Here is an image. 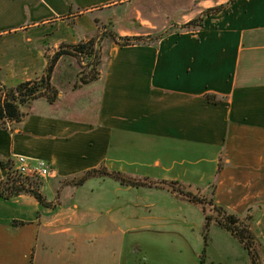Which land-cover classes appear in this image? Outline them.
I'll return each instance as SVG.
<instances>
[{"label":"crops","instance_id":"obj_1","mask_svg":"<svg viewBox=\"0 0 264 264\" xmlns=\"http://www.w3.org/2000/svg\"><path fill=\"white\" fill-rule=\"evenodd\" d=\"M228 1L0 0V84L35 79L62 44L106 26L147 37ZM106 45L110 59L89 86H99L95 103L72 104L75 92L59 89L54 104L36 100L23 122L0 128V185L17 156L54 171L42 189L52 207L0 195V264H255L206 197L212 189L214 206L247 218L264 250V0H237L203 28L156 45ZM100 169L178 182L206 204L113 178L62 184ZM206 216L214 217L208 229Z\"/></svg>","mask_w":264,"mask_h":264},{"label":"trees","instance_id":"obj_2","mask_svg":"<svg viewBox=\"0 0 264 264\" xmlns=\"http://www.w3.org/2000/svg\"><path fill=\"white\" fill-rule=\"evenodd\" d=\"M236 1L237 0H229L226 4L206 9L198 17L192 19L186 24L180 26L172 25L174 26V29L170 27L161 33L147 37H124L119 35L113 27L112 29L105 27V31H103L101 35H97L86 42L81 41L77 44H62L59 50L49 58L48 67L42 75L30 81L19 83L16 86H4L0 84V128H7L8 122H23L29 116L28 109L30 108V105L36 100L46 98L50 104H54L58 100L59 90L54 84V73L58 62L62 58L70 56L87 62L89 71L87 73H82L78 77L82 84H90L101 78L102 71L106 68L110 59L109 49H105L107 46L106 42L117 43L120 46H130L135 44L156 45L165 36L173 32H191L203 28L207 17L228 10L229 7ZM208 100L211 102L218 101L216 97L212 95H208ZM1 165L2 167H6L8 164L1 163ZM100 173L119 181L123 185L167 188L178 195L187 197L192 203L206 204L205 199H202L191 192H186L182 185L178 182H154L149 179L138 180L126 177L120 172L108 171L106 169L88 171L81 176L66 179L62 181V184L65 186L79 187L84 185L90 177ZM20 179L10 175L5 181H2L0 185L1 197L9 200L22 194H30L34 196L43 206H53L52 203L48 202L46 196L38 187L34 185V183H27L21 177ZM210 205L213 206V209L217 214L215 220L224 229L231 232L242 243H244L252 261L255 264H260V256L256 251V238L249 223L247 222V218L246 220H243L228 214L224 209L214 206L212 201L210 202ZM213 219L214 217L206 216L207 229ZM20 224L22 223L15 222L14 226H18ZM207 242L208 233L206 230L204 234L205 247H207Z\"/></svg>","mask_w":264,"mask_h":264},{"label":"rangeland","instance_id":"obj_3","mask_svg":"<svg viewBox=\"0 0 264 264\" xmlns=\"http://www.w3.org/2000/svg\"><path fill=\"white\" fill-rule=\"evenodd\" d=\"M118 14L120 15L121 13H118ZM99 26H100V30L98 32L100 33L101 32V29L103 27H105L106 25L104 23H102ZM106 27H108V26H106ZM170 27L174 29V26L170 25ZM64 58L66 59L65 60L66 62L61 64V69L57 70L55 72V75H54V84L57 87V89L58 90L60 89V90L64 91L65 93H66V91L67 92H70V90L72 89V91L75 92V93H73V95H75L76 97L75 96H72V95L71 96L68 95L69 99H67L72 104H75V103H77V104L84 103V102L89 101L90 99L91 100H94V103H95L96 102V99L98 97V94H99V86H94L93 88H89V86H90L91 83L90 84H82L79 81V77H78L82 73H87L89 71V68L87 66V62H84V61H82L80 59H76V58L69 57V56H66ZM65 71H66V73L69 71V72H71V74L74 73V72L76 74V75L75 74L71 75V79L72 80L70 79V83H71L70 85L68 83H64V78H65V74H66ZM79 93L80 94H83V95H80L79 96L78 95ZM73 97H75V98H73ZM89 97H91V98H89ZM48 103L49 102L47 101L46 98H42L41 100H39V101L36 102L35 107L38 106V105H40L39 107L44 106L45 104L48 105ZM149 159H152V157L148 158V156H145V157H140V158H134V160H138L141 163H145V161H147ZM143 171H146V170L142 169V172ZM10 175L12 177L17 178V179L18 178L20 179V177L15 172H12L11 171L10 172ZM95 176L100 177L102 179L111 178V177L106 176V175L101 174V173L100 174H97ZM124 176H126V175H124ZM92 177H94V176H92ZM126 177H129V176H126ZM141 177H142L141 178L142 180H144L146 178L143 175ZM20 181H21V179H20ZM24 181L27 182V183H29V182L30 183H34V185L36 187H38L40 189V191L45 195V193L42 191V189L45 186V183H44L43 180H35L34 179V180H29V181L24 180ZM104 186L107 188V185H104ZM109 189H111V188H109ZM96 190L97 191H102V188L98 185L96 187ZM55 194H57V193L55 192ZM58 194H59V192H58ZM119 195H121V194H119ZM195 195H197L198 197H204V196L200 195L199 193H196ZM206 198L209 201V203H210V201H212V198H213V196H212V189H209L208 195H207ZM212 208H213V206H212ZM213 212L216 214V212H215L214 209H213ZM260 247L261 246H259L258 243H257L256 251L259 253V256H260L259 263L260 264H264V250L262 248H260Z\"/></svg>","mask_w":264,"mask_h":264},{"label":"built area","instance_id":"obj_4","mask_svg":"<svg viewBox=\"0 0 264 264\" xmlns=\"http://www.w3.org/2000/svg\"><path fill=\"white\" fill-rule=\"evenodd\" d=\"M13 172L23 180H45L53 176L54 171L44 160L33 161L25 156L15 158Z\"/></svg>","mask_w":264,"mask_h":264}]
</instances>
